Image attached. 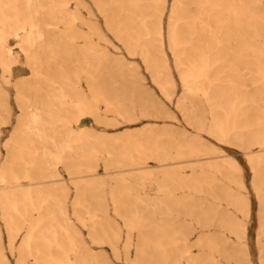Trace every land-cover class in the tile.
<instances>
[{
    "label": "bare ground",
    "instance_id": "bare-ground-1",
    "mask_svg": "<svg viewBox=\"0 0 264 264\" xmlns=\"http://www.w3.org/2000/svg\"><path fill=\"white\" fill-rule=\"evenodd\" d=\"M70 1L83 2L0 0L1 73L5 77L12 75L13 66L19 61L14 47L8 44L11 39L16 41L32 72L14 83L21 113L17 117V130L5 141L8 153L0 170L3 225L10 239L26 229L24 252L17 259L18 264H24L29 255L34 258L31 264L106 263L102 253L97 254L87 245L69 216L70 187L58 168L60 164L76 190L71 203L75 219L89 229L92 242L109 244L117 258L121 257L118 244L122 228L94 210L86 213V195L94 198L100 194L99 209L108 206L105 199L111 196L115 212L123 218L127 230L124 253L132 264L144 259L150 260V264H185L184 259L186 264H221L215 260L216 253L228 264L248 263L244 248L251 206L245 194L248 188L243 167L236 158L199 136L188 138L184 131L180 133L185 140L175 145L176 153L172 154L170 141L162 138L161 131L154 126L117 138L104 132L92 135L86 128L77 131L72 127L73 122L79 123L84 117L101 122L100 102L105 104L106 111L116 112L129 122L138 117L116 90L104 93L94 89L90 99L78 91L76 100L68 98L62 84L67 77L58 66L63 45L61 41L56 43L49 33L73 35L80 33L75 25L78 20L89 23L80 10L68 7ZM94 1L112 31L125 36L129 47L140 50L157 84L170 98L175 81L165 51L164 16L168 0ZM168 15L169 46L184 94L191 99L203 97L211 103L210 133L244 150L252 166V185L261 208L259 244L264 264V5L262 0H173ZM89 25L90 32L103 38L100 28L92 22ZM102 59L108 63L112 58L101 51L99 65ZM84 61L89 64V58ZM53 64L57 66L54 69ZM143 108L148 110L145 104ZM0 110L4 112L0 124L3 120L7 124L11 108L5 88L0 89ZM150 110L167 116L165 110L155 106H150ZM196 126L200 129L203 124ZM112 143L123 144L117 156L124 161L115 158L109 147ZM74 144L82 147L74 152ZM143 148L146 159L155 160L157 165H144L142 158L135 156ZM99 159L104 163V173L96 171ZM184 163L192 169L189 176L182 173ZM113 167L118 168L115 172L120 176H111ZM109 179L113 182L106 193ZM148 181L150 189L159 192V198L161 193V206L176 211L183 208V213L202 228L219 229L197 238L198 253H191L184 241L187 235L181 238L185 230L177 223L165 233V244L157 240L155 228H148L155 218L149 213L148 216L147 211L150 209L152 213L157 204L148 198ZM184 189L189 202L175 194L176 190ZM139 190L145 191L144 195ZM201 193L208 194L210 201L198 198ZM131 197L133 203L128 201ZM140 201L147 209L148 226H144L142 210H138ZM238 213L243 215L242 219ZM134 230L138 232L137 252L130 261ZM8 263L0 250V264Z\"/></svg>",
    "mask_w": 264,
    "mask_h": 264
},
{
    "label": "rangeland",
    "instance_id": "rangeland-1",
    "mask_svg": "<svg viewBox=\"0 0 264 264\" xmlns=\"http://www.w3.org/2000/svg\"><path fill=\"white\" fill-rule=\"evenodd\" d=\"M172 1L173 0H168L167 10L164 16L165 51L169 60L170 70L172 71L175 81L174 92L173 94H171L170 98L163 93L161 87L157 84V81L155 80L152 72L148 68V64L141 56L140 50L134 49L132 46L129 47L126 42L125 36H118L112 31V29L106 23L105 15L101 13L94 0H83L82 3L70 1L68 7L70 9L77 8L78 10H80L81 16L84 19L88 20L89 23L92 22V24L101 29L103 38L95 32H90L89 23H84L81 20H78L75 24L77 30L80 33H75L73 35L69 33L68 35H62L57 32L51 34L49 33V35L54 36V40L56 43H59V41H61L63 45L58 66L62 68V73L67 77V80L63 81L62 84L63 87L67 90L68 98L76 100L77 97L75 96V94H77L78 91H81L83 95L90 99L93 97L92 94L94 89H96L97 91L101 90L104 93H108L111 90H116L125 100V102L130 106V111L137 115L136 117H138L136 121L129 122L125 117L116 112L106 111L105 104L100 102V112L102 114L101 122H98L93 117H89L88 119H84L79 123L73 122L72 127L77 131L81 128H86L90 130L92 135H97L98 132H104L107 133L110 137L117 138L130 133L138 134L139 132L146 130L148 126H154L156 130L161 131L162 138H166L170 141L169 151L172 154L176 153L175 145L180 140H185V135H182L180 133L184 131L188 138L191 136H199L205 143L217 147L223 150L225 153L230 154L231 156L236 158L243 167L244 178L248 188L247 191H245V194L250 198L251 206L250 218L247 227V246H245L244 248V251L247 252V255L244 256V259H246L248 263L245 264H262L259 244L261 208L260 200L258 199L257 193L252 185V166L249 163L244 150L226 141H221L215 135L210 133V124L212 118L209 110L211 108V103L209 104L205 102V99L203 97L191 99L190 96H186L184 94L183 82L179 74L180 72L177 69L175 57L170 49L168 40V14ZM262 3L264 5V0H262ZM49 27H54V25H50ZM59 27L63 29L64 25L60 23ZM8 44L14 47L13 51L18 57L19 61L14 65L17 66L15 73L12 69V75L10 76L5 77L0 70V89L5 88L9 92V103L11 108L10 120H8L7 124H4V120L3 123H1L2 132L0 134V167L5 161L8 153V144L5 143V141L10 138L12 132H15L17 130V117L21 113V109L19 108L15 100L16 91L14 83L18 78L31 75L32 73L31 69L25 64L24 55L20 52L19 48L16 47V41L14 39H11ZM101 51L106 52L112 58L110 59V62L107 63L102 59V63L99 65V53ZM86 57L89 58V64H86V62L84 61ZM55 66L56 65L53 64L52 68L54 69ZM214 92L215 90L211 91L212 94H214ZM142 100L143 102H141ZM144 104L147 106V111H145L144 108L142 110ZM150 106H155L158 110H165L167 112V116L165 117L161 114H156L155 111L150 110ZM3 114V110H0V115ZM113 121H117L118 125L112 126L111 123ZM147 123L149 125H146ZM200 123H202L203 126H201V128L199 129L196 125ZM85 124H90L92 128L81 127ZM80 146L82 147V144H74L73 151L75 152L76 148H80ZM109 147L110 150L114 153L115 158H118L117 155L122 150L123 144L112 143ZM52 151L55 152L54 148ZM77 152H80V149ZM135 156L137 158H142V163L144 165H157V162L155 160L146 159L145 148L139 150L138 154H136ZM118 160L124 161L125 159L118 158ZM98 162L99 165L96 171L99 173H104L106 169L103 161L99 159ZM169 162L172 161L170 160ZM188 165V163L182 164V166H185L184 169H182V173L184 176H189V174L192 172V169L190 167H187ZM58 168L62 174V177L70 187V192L67 199L69 203V197H72V195L75 196L76 190L74 188V185L69 180V174L66 171L64 165L60 164ZM116 170H118V168L113 167L110 169V171L114 172L113 174H111V176L118 177L121 175L115 172ZM112 182V180H108V185L105 187L106 193L109 191V186ZM149 184L150 182L148 181L146 183L148 198L153 199L157 204L154 211L152 210V213H150V209L147 211V215L149 213L151 217H154L155 223L150 226L147 225L145 214V210L147 209L145 208L143 202L140 201L138 210H142L144 226L147 225L148 228H151V230L155 228L154 233L156 234L157 240L159 239L161 243L165 244L167 239L165 233L171 231L172 228L175 227V223H177V225L181 226L182 229L185 230L184 232H182L181 238H185V236L187 235L184 241L187 243V245L190 246L191 253H198L200 250L195 245L197 238L206 237L209 233L217 232L219 231V229L215 226L210 227V229L202 228L196 222L192 221L190 216H187L185 213H183V208H181L180 211H176L175 209L170 210L164 206H161V193L159 198V192L150 189ZM132 193L136 195L137 192L134 191ZM138 193L144 195L145 191L139 190ZM175 194L179 197H183L187 202L191 201L188 192L185 189L176 190ZM98 196H100V194L95 195L94 198L86 195L84 202H86L87 206L84 211L87 213V211L89 210H94L102 218L108 216L112 221L111 224H118L122 228L121 240L118 244V248L121 251L120 258H117L114 255L112 247L109 244H99L91 241L89 237V229L79 223L73 215V207L71 203L74 197L69 203V216L73 220L76 229H78L82 234L87 245L97 254L102 253L106 260L109 259V264H132L127 260L124 253V244L127 239V230L124 227L123 218L115 212L113 200L109 195H107L108 198L105 199L108 203V206L106 208L99 209L98 201H100V197ZM197 197L203 198L205 202H208L211 199V197L205 193L197 194ZM128 201L133 203V197L128 198ZM166 201L168 202L169 199ZM238 216L240 217V219L243 218V215L241 213H238ZM186 230H188V232L190 231V234ZM25 234L26 229L22 230L14 239H10L7 232L9 251L16 257V259L20 258L22 251L24 252L23 243L25 242ZM230 237L232 240L236 241L235 236L231 235ZM17 238L21 241L16 247L15 242ZM137 240L138 232L134 230V244L130 248L128 258L130 259V261L136 256ZM180 244V247L182 248L181 239ZM2 252L5 254V258L8 259L4 245L2 248ZM215 257V260L221 262V264H228L226 263V259L221 257L219 254L216 253ZM10 258L14 259V257ZM25 259L27 260L24 264H26L27 262H29L28 264H31L34 261V258L31 255L25 257ZM183 261L185 264L187 263V259H184ZM139 264H150V260L144 259Z\"/></svg>",
    "mask_w": 264,
    "mask_h": 264
},
{
    "label": "crops",
    "instance_id": "crops-1",
    "mask_svg": "<svg viewBox=\"0 0 264 264\" xmlns=\"http://www.w3.org/2000/svg\"><path fill=\"white\" fill-rule=\"evenodd\" d=\"M16 68H17V66H14V68H13V72L14 73H15ZM88 118L89 117H84V118L81 119V121L84 120V119H88ZM0 121H1V117H0ZM81 127H91V126H90V124H85V125H83ZM1 132H2V126L0 124V134H1ZM1 167H2V165H1ZM1 167H0V170H1ZM73 197H74L73 195H72V197H69V203L71 202V200L73 199ZM68 210H69V207H68ZM2 223H3V221H2V210H1V207H0V250H2L3 245H4L5 252H6V255L8 257L7 260H9V263L8 264H17L16 257L14 255H12L10 253V251H9V248H8V235H7V232H6L5 228H4V226L2 225ZM18 238L16 239V242H15V246L16 247L19 245V243L21 241V240H18ZM2 242H3V245H2ZM10 257H14V259H11ZM28 263L29 262H27L26 264H28ZM106 264H109V259L106 260Z\"/></svg>",
    "mask_w": 264,
    "mask_h": 264
}]
</instances>
